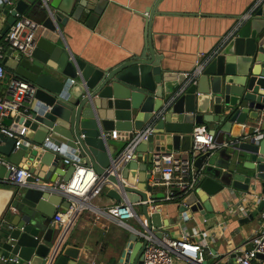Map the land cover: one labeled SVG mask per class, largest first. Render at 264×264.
<instances>
[{"label": "water", "instance_id": "water-1", "mask_svg": "<svg viewBox=\"0 0 264 264\" xmlns=\"http://www.w3.org/2000/svg\"><path fill=\"white\" fill-rule=\"evenodd\" d=\"M7 1L0 0V13L7 16L0 40L15 22L16 13L35 15L42 30L29 54L8 50L2 59L5 70L29 82L33 91L27 116L17 118L25 127L23 139L28 145L20 142L15 149L14 139L0 135L4 143L0 153L9 163L27 164L31 173L24 184L0 187V218L6 216L1 248L30 264L47 263L56 249L59 230L50 225L51 218L58 207L65 211L71 204L68 195L53 188L54 182L68 181L76 163L106 176L109 184L104 190L108 197L127 201L134 212V205L140 203L147 226L145 234L161 240L173 224L164 222L159 210L147 211L148 199L154 202L163 197L162 192L151 193V153L189 151L191 133L197 125H207L214 133L230 134L234 130L231 135L239 136L247 119L257 120L264 113V2L249 16L238 18L232 35L205 63L196 82L174 97L184 81L183 73L161 62L162 55L155 51L149 35L139 54L97 68L58 45L62 38L60 26L69 17L75 18L74 0H49L44 7L42 0ZM160 1L156 0L148 15L143 16L147 26L157 14ZM151 119L154 129L137 146L136 158L116 169L114 158L118 152L109 141L126 139L119 134L131 137ZM3 123L9 125L11 120L6 118ZM225 153L227 160L221 167L216 164V152L193 151V165L203 176L179 205L177 220L187 221L193 214L211 212L209 198L224 187L247 191L255 180L264 181V136L258 143L236 142ZM243 154L248 158L242 162ZM43 166L47 171L41 176L38 172ZM240 167L250 173L240 172ZM109 168L111 172L107 173ZM9 174L10 170L2 165L0 179ZM262 188L264 192V182ZM263 205L264 201L258 210ZM145 245V239L138 240V235L130 232L119 256L110 264H143ZM79 253L76 246L61 245L52 264H88Z\"/></svg>", "mask_w": 264, "mask_h": 264}, {"label": "crops", "instance_id": "crops-1", "mask_svg": "<svg viewBox=\"0 0 264 264\" xmlns=\"http://www.w3.org/2000/svg\"><path fill=\"white\" fill-rule=\"evenodd\" d=\"M155 1L74 0L75 18L69 17L66 24L60 26L62 38L58 45L97 68H105L139 54L149 35L155 51L162 55L161 62L170 70L183 73L192 69L199 52L213 51L221 40L233 31L238 18L249 13L258 2V0H161L156 7L157 14L153 16L150 26H147V19L143 16L148 15V9ZM32 17L36 18L35 15ZM6 19L7 16L0 13V26L5 25ZM12 76L5 70L0 93ZM258 123L264 135V113H261L257 120L247 119L243 126L255 127ZM234 132V130L230 134L219 132L217 139L233 140L234 137H238L231 135ZM109 143L117 152L124 146V141L119 138H114ZM222 149L210 151L217 153L216 164L221 167L227 160L225 150L229 151L230 147ZM246 158L248 155L243 154L241 161ZM46 171L47 167L43 166L38 173L43 176ZM240 172L250 173L243 168ZM263 182L258 179L254 181V192L261 196L264 195ZM0 187L9 189L11 185L0 180ZM230 189L232 188L224 187L222 191L209 198L211 212L204 215L193 214L187 221L177 220L179 204L176 202L149 201L147 211L154 212L152 206H156L161 212L162 220L173 224L163 237H176L181 232L190 234L194 228L215 230L216 238L213 241L209 240V248L203 254V261L206 260L207 264H225L233 261L232 251L243 245L258 229L260 211L257 207L259 208L260 203L264 201L261 197L250 217L229 214V209L237 200ZM158 192H161V189L153 188L151 193ZM246 196L251 200L250 194ZM238 197H242V194ZM119 202L122 201L108 197L103 188L99 195L87 201L88 205L80 207L74 219L70 218L65 228L58 230L56 246L69 244L78 247L79 258L88 264L114 262L130 232L136 233L138 240H142L147 230L140 203L134 205L135 212L131 219L119 221L109 214L108 208ZM58 211L64 212L61 207H58ZM4 219L6 220V216L2 215L0 222ZM221 222L225 225L224 230L217 225ZM2 250L6 254H11ZM54 252L55 248L52 256ZM257 260H254V264H264V258L259 257Z\"/></svg>", "mask_w": 264, "mask_h": 264}, {"label": "built area", "instance_id": "built-area-1", "mask_svg": "<svg viewBox=\"0 0 264 264\" xmlns=\"http://www.w3.org/2000/svg\"><path fill=\"white\" fill-rule=\"evenodd\" d=\"M13 1L15 0H8L7 3L10 4ZM47 1L49 0H42L41 6L44 7ZM263 2L264 0H258L253 9L242 17L245 18L249 16V14ZM15 17V22L8 27L0 40V84L4 80L5 68L2 59L6 51L12 50L22 54H29L34 49L37 38L42 30L41 24L38 21L25 14L16 13ZM1 29L2 26H0V31ZM233 31L229 32L210 53L199 52L197 54L192 69L183 72L184 81L174 97L179 95L189 84L196 82L195 80L205 63L218 52L222 43L232 35ZM32 91L33 86L29 82L12 76L0 93V135L14 139L15 149L18 148L20 142L28 145V142L23 139L25 135L23 123L19 124L17 118L27 116L28 100L30 99ZM6 118L11 120L9 125L3 123V120ZM16 125H20L24 128V133L22 135L13 130ZM153 129L154 121L151 119L140 130L134 131L131 137H128L126 134L118 135V137L126 139L123 140L125 141L123 148L114 158L116 169H119L123 164L136 158L137 146L139 143L147 140ZM218 135L219 132H212L207 125H197L193 128L191 133V148L189 151L164 150L153 151L151 153V161L148 168L150 173L149 182L152 188L161 189L163 197L160 201L176 202L180 205L183 200L195 190L197 182L203 175L201 171L193 165L194 158L192 154L194 150L203 152L215 151L232 147L236 142L241 143L244 141L258 143L264 136L259 127V123L255 127L243 126L242 134L238 137H234L233 140L222 139L219 141L217 139ZM32 147L35 148V146ZM56 150H59V148H56ZM64 163L69 164V161L64 160ZM2 165L10 170L8 178L0 179L7 183L21 185L24 184L27 177L31 175L27 164L23 163L21 166H18L9 163V161L0 154V167ZM73 165L75 168L70 179L66 182L57 180L54 182L53 186L55 190L68 195V199L71 203L64 212H56L51 219L50 225L59 230L62 227H66L70 218L73 217L74 219L80 207L88 205L87 201L99 195L103 188L109 184L106 176L97 175L90 166L77 163ZM109 172H111V168L108 169L107 173ZM254 188V184H251L247 191H239L238 193H234L235 191L230 189L237 200L235 205L229 209V214H235L246 218L251 215L261 197L264 200V195L261 196L255 193ZM239 194H242V197H238ZM248 194L252 197L251 200L247 198L246 195ZM248 203H250V205H248ZM152 210L155 212L157 207L152 206ZM259 211L258 229L253 236L243 243V245L232 251L234 254L233 261L225 264H254V260L259 259V255L264 257V207ZM108 213L118 218L119 221L131 219L134 216V211L127 201H122L109 207ZM3 222V220L0 222V230L4 224ZM217 225L220 229H225V225L222 222ZM143 237L146 240V245L142 252L143 264H202L203 254L205 250L209 248V240H215L216 232L211 229L201 230L194 228L190 234L181 232L176 237L164 236L161 240L157 239L152 234L144 235ZM59 247L60 246H56L53 256L51 255L52 257L48 259L46 264L53 263ZM238 252L240 253L237 254ZM0 264H30V261H24L17 255L6 254L0 247Z\"/></svg>", "mask_w": 264, "mask_h": 264}, {"label": "rangeland", "instance_id": "rangeland-1", "mask_svg": "<svg viewBox=\"0 0 264 264\" xmlns=\"http://www.w3.org/2000/svg\"><path fill=\"white\" fill-rule=\"evenodd\" d=\"M25 128V127H24ZM24 128L22 127V126H18V125H16L14 128H13V130L16 132V133H18L19 132V134L20 135H22L23 133H24ZM124 143H125V141H124ZM0 145H4V143L3 142H0ZM1 147H3V146H1ZM0 149H2V148H0ZM1 152V151H0ZM3 157H5L2 153H0ZM258 261V260H257Z\"/></svg>", "mask_w": 264, "mask_h": 264}, {"label": "trees", "instance_id": "trees-1", "mask_svg": "<svg viewBox=\"0 0 264 264\" xmlns=\"http://www.w3.org/2000/svg\"><path fill=\"white\" fill-rule=\"evenodd\" d=\"M26 16L38 21L36 18L32 17V14L30 12L25 13ZM39 22V21H38Z\"/></svg>", "mask_w": 264, "mask_h": 264}]
</instances>
